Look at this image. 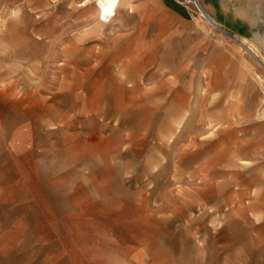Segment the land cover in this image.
<instances>
[{
    "label": "crops",
    "instance_id": "1",
    "mask_svg": "<svg viewBox=\"0 0 264 264\" xmlns=\"http://www.w3.org/2000/svg\"><path fill=\"white\" fill-rule=\"evenodd\" d=\"M189 3L123 1L113 36L78 43L60 96L16 102L13 89H0V262L192 264L175 260V240L201 206L213 208L211 219L223 204L238 208L230 228L263 236L264 143L248 146L246 170L231 155L223 160V150L191 147L190 125L201 119L190 101H178L188 89L179 85L184 51H201ZM231 22L224 29L248 39L251 27Z\"/></svg>",
    "mask_w": 264,
    "mask_h": 264
},
{
    "label": "rangeland",
    "instance_id": "2",
    "mask_svg": "<svg viewBox=\"0 0 264 264\" xmlns=\"http://www.w3.org/2000/svg\"><path fill=\"white\" fill-rule=\"evenodd\" d=\"M206 2L214 10L200 6L219 28L212 30L200 19L194 0L187 4L194 12L191 22L198 28L191 41L200 44L201 51L195 53L193 47L191 53L184 51L183 64L188 70L179 85H187L188 89L186 94L178 95V101L185 104L190 101L192 107L197 108L192 110V117L197 113L201 119L192 120L189 128L190 139L195 140L191 142L192 150L202 146L211 151V155L223 150V160L231 155L228 159L233 161L231 165L246 170L248 146L264 143V116L260 115L264 108L262 93L252 78L255 74L264 80V67L239 47L243 38L230 35L223 26H231L232 17H236L251 27L246 40L264 60V0ZM118 10L119 7L109 22L103 23L95 16V0H0V89H13L16 102L60 96L62 92L54 91L67 77L68 61L82 52L78 43L87 37L113 36ZM219 51L220 55L213 60L212 56ZM220 56L222 59L218 61ZM175 97L176 94L168 95L167 102ZM176 127L174 134L181 135L182 126ZM180 135H175V139H181ZM219 142H222L221 147ZM173 144L177 150L182 142ZM236 149L238 151L232 153ZM242 174L233 175L234 181L240 176L246 177V173ZM229 185L225 183L220 193L224 195ZM173 193L176 207L183 209L182 186L176 185ZM238 210L225 208L223 204L220 217L211 219L213 208H192V228L176 237V252L181 251L176 253L175 260L190 258L192 264H264V230H259L262 237L255 238L250 230H243L241 226L230 228L232 218L241 219ZM217 227L220 228L216 230ZM0 264L16 263L7 260Z\"/></svg>",
    "mask_w": 264,
    "mask_h": 264
},
{
    "label": "bare ground",
    "instance_id": "3",
    "mask_svg": "<svg viewBox=\"0 0 264 264\" xmlns=\"http://www.w3.org/2000/svg\"><path fill=\"white\" fill-rule=\"evenodd\" d=\"M123 1L125 0H95V16H97L99 20L103 23L109 22L110 19L115 16L117 8L121 5ZM194 2L199 10L200 19L206 24H208L212 30H217L219 27L218 24L214 21V19L202 10L198 1L194 0ZM238 44L243 51H246L264 67V60L260 56L258 50L253 45L248 44L246 39H242L241 41H239ZM252 78L260 87L262 93V101L264 104V80L260 76L255 74ZM260 115L264 116V108Z\"/></svg>",
    "mask_w": 264,
    "mask_h": 264
},
{
    "label": "water",
    "instance_id": "4",
    "mask_svg": "<svg viewBox=\"0 0 264 264\" xmlns=\"http://www.w3.org/2000/svg\"><path fill=\"white\" fill-rule=\"evenodd\" d=\"M197 1V0H196Z\"/></svg>",
    "mask_w": 264,
    "mask_h": 264
}]
</instances>
